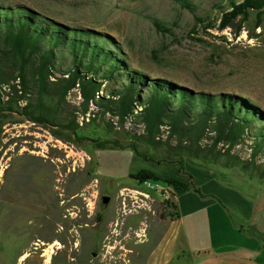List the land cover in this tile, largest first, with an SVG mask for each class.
I'll list each match as a JSON object with an SVG mask.
<instances>
[{
    "label": "rangeland",
    "instance_id": "374dc122",
    "mask_svg": "<svg viewBox=\"0 0 264 264\" xmlns=\"http://www.w3.org/2000/svg\"><path fill=\"white\" fill-rule=\"evenodd\" d=\"M233 1L241 0H0L1 11H33L90 30L89 42L123 69L118 80L99 78L95 100L86 103L78 87L65 99L42 94L31 64H2L0 264L187 263L189 253L176 249L186 243L185 227L193 235L206 225L188 215L198 207L211 228L220 209L231 223L264 232V149L251 160L250 133L232 148L213 145L211 129L195 135L191 124L176 134L162 124L151 134L138 102L125 121L97 104L127 78L142 97L169 89L172 107L176 96L203 93L217 104L264 113V12L240 17L237 36L218 30ZM58 57V75L75 65L68 49ZM143 169L160 179L132 177ZM187 173L207 196L164 180L185 181ZM176 201L188 208L181 220ZM166 234L170 243L161 251ZM257 238L264 246V236Z\"/></svg>",
    "mask_w": 264,
    "mask_h": 264
},
{
    "label": "trees",
    "instance_id": "16d2710c",
    "mask_svg": "<svg viewBox=\"0 0 264 264\" xmlns=\"http://www.w3.org/2000/svg\"><path fill=\"white\" fill-rule=\"evenodd\" d=\"M252 10L257 11L259 15L264 12V0L233 1L230 9L222 12L216 28H230L237 36L242 30L237 20L247 16ZM198 20L205 25L206 30L210 28L204 19ZM156 25L160 27L158 23ZM90 34L88 29H70L58 22L43 20L33 11L16 12L9 8L0 10V81L5 82L7 77L3 63H12L18 70L31 64L42 94L65 99L68 92L79 84L84 101H94L101 86L98 79L108 82L118 80L123 74V69L121 60L114 58L104 47L89 42ZM66 49L73 54L75 65L58 75V56ZM121 85L120 89L112 90L115 94L102 99L103 102H97L105 112L114 113L121 121H125L134 112L138 102L142 106L147 131L151 134H155L162 124H168L174 134L190 128L195 135L200 136L211 129L215 133L213 145L225 141L232 148L238 143H243L246 134L250 133L251 160L264 149V113L261 111L217 104L212 95L203 93L176 96L177 106L172 107L173 99L169 89L156 90L142 97L139 86L129 79L126 78ZM186 125L189 127L185 129ZM187 176L188 180L185 181L180 177L164 180L178 190L192 189L202 197L207 196L195 186L193 176L190 173H187ZM132 177L141 182L150 178L160 179L144 169ZM174 205L178 207L177 203ZM175 213L178 217V209ZM234 225L251 235L264 236V232L255 225Z\"/></svg>",
    "mask_w": 264,
    "mask_h": 264
},
{
    "label": "crops",
    "instance_id": "0c3cea01",
    "mask_svg": "<svg viewBox=\"0 0 264 264\" xmlns=\"http://www.w3.org/2000/svg\"><path fill=\"white\" fill-rule=\"evenodd\" d=\"M186 206L179 201L178 219H182V209L188 211ZM216 211L219 213L220 223L217 225L213 223L212 228L211 225H207L210 218L200 207L192 208L188 213L190 217H196L197 221H203L206 225L202 231L194 227L193 235L189 227L182 230L186 243L179 244L176 251L186 250L189 253V262L179 260V264H264V246L259 238L231 223L225 211L220 209ZM213 232L218 237L213 236ZM169 243V236L166 234L160 243L161 251H165Z\"/></svg>",
    "mask_w": 264,
    "mask_h": 264
},
{
    "label": "flooded vegetation",
    "instance_id": "af4514ba",
    "mask_svg": "<svg viewBox=\"0 0 264 264\" xmlns=\"http://www.w3.org/2000/svg\"><path fill=\"white\" fill-rule=\"evenodd\" d=\"M104 196H109V195H103V197H102V200H103V202H104ZM110 197V196H109ZM110 200V199H109ZM79 216H81V218L83 217V215L82 214H80ZM86 216H89V214H87ZM175 220V218H171L170 219V221H174ZM86 225H88L87 223H86ZM81 227H82V225H80Z\"/></svg>",
    "mask_w": 264,
    "mask_h": 264
},
{
    "label": "water",
    "instance_id": "95a60500",
    "mask_svg": "<svg viewBox=\"0 0 264 264\" xmlns=\"http://www.w3.org/2000/svg\"><path fill=\"white\" fill-rule=\"evenodd\" d=\"M110 197L109 196H104V202L107 203L109 201Z\"/></svg>",
    "mask_w": 264,
    "mask_h": 264
},
{
    "label": "bare ground",
    "instance_id": "6f19581e",
    "mask_svg": "<svg viewBox=\"0 0 264 264\" xmlns=\"http://www.w3.org/2000/svg\"><path fill=\"white\" fill-rule=\"evenodd\" d=\"M55 244H58V245H59V244H60V242H59V241H56V242H55Z\"/></svg>",
    "mask_w": 264,
    "mask_h": 264
},
{
    "label": "built area",
    "instance_id": "2783aa9c",
    "mask_svg": "<svg viewBox=\"0 0 264 264\" xmlns=\"http://www.w3.org/2000/svg\"><path fill=\"white\" fill-rule=\"evenodd\" d=\"M77 87L79 88V84H77Z\"/></svg>",
    "mask_w": 264,
    "mask_h": 264
}]
</instances>
